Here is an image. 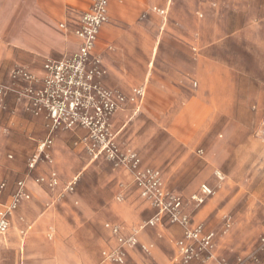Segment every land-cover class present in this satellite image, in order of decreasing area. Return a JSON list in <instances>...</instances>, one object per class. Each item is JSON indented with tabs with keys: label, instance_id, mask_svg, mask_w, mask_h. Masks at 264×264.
<instances>
[{
	"label": "crops",
	"instance_id": "obj_1",
	"mask_svg": "<svg viewBox=\"0 0 264 264\" xmlns=\"http://www.w3.org/2000/svg\"><path fill=\"white\" fill-rule=\"evenodd\" d=\"M247 1L110 0L108 21L91 57L102 62L109 88L116 95L129 98L135 89L144 91L142 98L125 102L126 126L131 128L133 144L142 146L143 168L162 174L167 159H179L170 165L173 171L203 175L210 173L218 160L238 157L241 173L250 169L258 195H264V107L259 99L247 96L261 92L246 87L238 69L215 52L228 39L229 14L243 12ZM91 3L0 0V84L6 86L4 70L8 67H36L56 51L80 46L75 30ZM68 35L75 43L68 42ZM9 102L7 95L0 99V210L11 202L20 181L30 199L19 204L10 217L8 232L0 234V264H167L160 246L152 241V229L158 236L173 238L168 264H183L176 247L183 229L167 218L154 227H144L149 220L143 222L139 215L144 201L132 180L136 196L127 192L131 190L128 185L105 187L102 183L90 194L75 188L69 191L58 167L54 142L30 172L21 151L10 143L18 135L20 119L15 112L18 99ZM1 141H5L3 146ZM181 159L191 160L188 167ZM54 174L58 184L50 187ZM39 178L45 182L37 183ZM204 184L212 188L200 183L189 197L183 196L184 203L192 202L191 197L199 194ZM211 198L201 207L195 204V211L189 213L184 206V213L214 232L201 218ZM260 203L264 206V196ZM263 225L259 252L249 264H264L259 257L264 255L260 249ZM113 227L119 228L124 239H136V245L122 249L121 263L106 257L120 247Z\"/></svg>",
	"mask_w": 264,
	"mask_h": 264
},
{
	"label": "rangeland",
	"instance_id": "obj_2",
	"mask_svg": "<svg viewBox=\"0 0 264 264\" xmlns=\"http://www.w3.org/2000/svg\"><path fill=\"white\" fill-rule=\"evenodd\" d=\"M247 2L243 12L229 14L228 39L215 52L238 69L240 80L246 87L261 92L247 96L254 101L259 99L264 107V0ZM66 39L69 43L75 41L69 35ZM79 48L76 44L73 49L56 51L36 63V67L22 65L4 70L8 101H19L18 111L15 112L20 126H17L18 135L10 140L11 146L21 151L28 166L39 144L51 138L62 178L67 185L81 189L80 192L84 194H90L92 188L101 183L105 187L111 184L131 188L132 180L144 201L139 215L143 222L150 221L156 216L157 209L151 205V199L141 196L135 174L151 168H143L142 146L137 147L131 140V128L125 122L128 117L127 103L112 108L111 103L115 102L117 95L109 88L102 62L93 56L82 61ZM47 66H58L61 70L52 71ZM67 81H72L73 85ZM73 86L82 89L77 91ZM68 97L79 104L75 113L69 110ZM54 108L58 109L55 119L52 113ZM7 112L12 113V109ZM115 119L117 122L113 124ZM72 121L75 124H71ZM261 129L264 131V124ZM3 142L5 144V141H1L2 146ZM137 160L140 164H137ZM172 160L167 159L162 168L163 176L160 174L165 191L170 196L177 195L184 201L183 196L189 197L200 183H208L214 189L211 200L207 202V211L201 216L218 236L214 256L209 261L195 264H236L240 259L251 263L259 252V235L264 223V206L260 203L264 195L260 196L256 191L257 182L253 179V172L248 169L246 173H241L243 167L238 157L228 162L218 160L211 172L203 175L175 172L170 165L172 162L176 164L179 159ZM181 160L186 167L191 162L190 159ZM180 183L186 187L178 188ZM132 190L127 192L136 196ZM121 191H118L117 198ZM184 206L188 213L195 211L194 202L188 201ZM152 231L155 233L152 241L160 246L168 264V259L173 256V238L158 236L157 230ZM259 257L264 260V255ZM148 264L154 263L148 261Z\"/></svg>",
	"mask_w": 264,
	"mask_h": 264
},
{
	"label": "built area",
	"instance_id": "obj_3",
	"mask_svg": "<svg viewBox=\"0 0 264 264\" xmlns=\"http://www.w3.org/2000/svg\"><path fill=\"white\" fill-rule=\"evenodd\" d=\"M91 1L92 3L90 9L81 17L80 23L75 30V35L80 41L79 58L82 61H87L91 57L99 32L103 25H105L108 21V5L110 0ZM156 11L163 13L162 11ZM47 67L52 69V71H55L57 69H59V71L61 70V67L58 66ZM14 80H16L15 76ZM68 83L72 84V81H69ZM67 86L69 88H72V86L70 85ZM6 89V87L0 84V99H2L6 95ZM75 89L77 91H80L82 87H80V89ZM143 95V89H135L133 91V95L129 98L123 95H117L115 102L111 103L112 108L115 109L119 106L120 103H125L127 100L135 102L138 98H142ZM71 98L74 99V96H71ZM83 99L86 100V97L83 96ZM83 99L81 101L82 103L84 102ZM52 113L53 118L55 119L58 113V109L54 108V111ZM71 124H75V122L72 121ZM52 144L53 140L51 138H47L45 141L39 144L37 153L29 160L28 163V170L30 172L34 171L37 168L41 157L46 154L48 148ZM137 164H140L139 160H137ZM135 178L140 189L141 196L143 198L151 199V205L155 209H157L156 216L152 220L148 221L144 225V227H154L157 224L162 223L164 218H167L172 224L178 225L183 229L184 236L176 244L179 258L183 264H195L198 262L211 260L214 256V247L217 237L216 233L207 231L203 224L195 223L189 215L184 213L183 199L177 195L170 196V194L165 191L164 183L162 182L160 173L158 171L146 169L143 172H137L135 174ZM42 182H45L44 178L37 179V183ZM57 184L58 181L56 175L54 174L49 181V186L54 187ZM4 187L5 185H2L1 189H3ZM67 190L73 192L74 186L68 185ZM199 192V194H194L191 197L192 202H194L197 207L203 206L206 203L207 199L212 197L214 194V190L206 184L201 186ZM29 199L30 195L26 192L25 183L23 181H20L17 185V190L13 195L11 202L8 205H5L0 210V234H5L8 232L10 228L11 215L18 209L19 204L23 200ZM112 231L114 235H117L119 237L118 241L120 247L114 253L109 255L106 254V257L111 259L112 261L121 263L123 260L122 249L127 245H136V239L134 237L124 239L120 236V230L118 227H113ZM143 248L144 250H147L145 247ZM260 249L264 251V235L260 239ZM236 264L247 263L246 261L240 259Z\"/></svg>",
	"mask_w": 264,
	"mask_h": 264
},
{
	"label": "bare ground",
	"instance_id": "obj_4",
	"mask_svg": "<svg viewBox=\"0 0 264 264\" xmlns=\"http://www.w3.org/2000/svg\"><path fill=\"white\" fill-rule=\"evenodd\" d=\"M79 98H81V96L79 95ZM67 103H70L71 105L69 106V110H71L72 111V113H75L76 111V107L79 105V104H77V101H73V100H71L70 99V97H68V99H67Z\"/></svg>",
	"mask_w": 264,
	"mask_h": 264
}]
</instances>
